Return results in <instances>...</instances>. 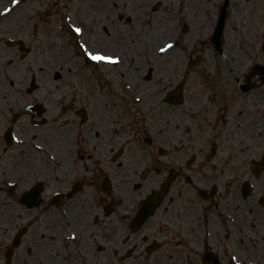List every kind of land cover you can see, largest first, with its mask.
Returning a JSON list of instances; mask_svg holds the SVG:
<instances>
[{
  "label": "flooded vegetation",
  "instance_id": "obj_1",
  "mask_svg": "<svg viewBox=\"0 0 264 264\" xmlns=\"http://www.w3.org/2000/svg\"><path fill=\"white\" fill-rule=\"evenodd\" d=\"M226 2L225 26L236 0L215 6L218 23ZM256 3L264 10V0ZM10 30L0 24V188H9L0 202V264H264V78L253 71L264 62L240 70L222 57L227 71L197 75L202 86L194 90L183 82L184 102L167 104L165 128L158 104L150 108L157 135L147 143L156 146L145 153L119 144L122 100L107 93L114 119L103 112L89 153L61 142L65 151L37 160L30 184L22 172L34 160L19 163L8 151L27 144L25 119L40 124L28 107L42 93L28 86L14 93V50L29 48ZM96 116L91 110L89 121ZM106 128L118 134L113 145L103 142ZM13 182L26 185L15 194ZM163 186L165 198L143 222V201ZM32 188L37 196L23 199Z\"/></svg>",
  "mask_w": 264,
  "mask_h": 264
},
{
  "label": "rangeland",
  "instance_id": "obj_2",
  "mask_svg": "<svg viewBox=\"0 0 264 264\" xmlns=\"http://www.w3.org/2000/svg\"><path fill=\"white\" fill-rule=\"evenodd\" d=\"M7 1L9 0H0V24H9L11 26V35H14V37L22 40L25 47L29 48V52L27 54L20 53L17 49L14 50L13 77H15V85L12 87L14 89V93L16 90L20 91L21 88L29 86L33 81L37 83L38 88L41 90V101L44 104H47V102L43 100L44 89H46L47 92L45 97H50L51 101L55 97L56 93L61 91V89H65L63 92H70L74 88H81L83 93V97H80L81 99H79V102L72 101V96H69L65 103L59 107L53 106V101L50 102L51 109L49 111V116L51 118L56 117V119L52 120L51 123H46L47 125L40 124L37 129H34L35 125L31 122V120L25 119L23 125L26 127L28 125L30 138L26 140L27 144L23 146L17 144L15 149L8 151V155H12L13 158L15 157L19 163L22 160H19V157H23L24 161L26 162V158L31 157L29 154V148L31 145H34V142L32 141L33 136L36 137V140L43 141L41 144L48 146L53 152L58 151L59 149L65 151L66 146L63 143H56L55 141L49 140L54 138V135L58 134V132H61L63 127L66 125L69 126L68 133L71 135V141L75 142L74 145L72 143L71 147H66V151L77 150L80 152L89 153L88 139L83 137L77 138L74 132L76 131L77 134H80V131H84L86 134L91 133L94 125H97L99 122H103V112H106L105 114L107 121L111 122L112 119H114L113 116L110 118V115H112L114 111L109 107L108 103L105 102L108 91L106 90L104 75L101 73L100 67H97V65L94 63H89V61L86 62L85 53L76 45L75 35H73L72 31L68 27L64 28L63 36L58 39L60 40L61 47L65 53H70V62L75 63L76 67L80 68L85 73V78H83L80 86L77 85L75 76L71 74L69 70L53 69V67L47 64L44 59L40 60V55L38 58L34 53L38 47V34L35 30V25L38 22V18L35 17L33 19L32 25H30L31 23L29 20L25 19L24 24L26 25V28L21 23V21L14 22L11 19H9V21L5 20L4 16L1 15L3 12H5V9H10L8 12L10 14V12L13 11V8L18 6V4L13 3V0H10L12 5L8 6V8L7 5H4ZM31 1L32 0L24 1L22 6L19 5L23 12L28 13ZM54 1L63 3V0H45L44 4L46 3V5H43L48 8L54 7ZM139 5L141 9L140 14L143 18L152 17L163 21L165 20V17L169 16V13L172 14L174 12V17H172V19L175 21L176 32L179 33L180 40H184V38L187 39L189 36H192L194 31L195 33H202L206 37L201 41L190 40V43L185 50H177L176 55L179 59L176 63L174 80L172 81L171 85H169L171 87H174L180 82L187 83V81H189L187 86L191 88V90H194L196 89L194 87L202 86L198 84L199 80H193L197 77V75L199 76L203 72L220 73L227 71L226 64L222 58L223 55L226 56L228 58V62H231V64L235 65V67L236 65L241 67L240 70L246 69L247 66L251 65V62H264V52L262 51L261 46V41L263 38L262 36L264 34V10L262 9L260 3H256V0H253V3H251V0H236L234 8L230 7L229 16L222 38L223 54H219L214 49V44L211 39L213 29L215 27L214 25H216L217 17L215 6L217 5V0L216 2L210 1L209 8L202 9L201 25L196 23L194 24L191 21H189L191 25H189V22L187 23V20H189L190 15L193 12V0H139ZM155 6H157V9H154ZM40 13V16L43 19L49 16V14L46 15L45 12ZM118 18L119 17L117 16L116 20L120 19ZM148 23L149 22L145 21L141 24V26L145 27ZM117 25L124 26V23L119 22ZM68 37L70 39H68ZM189 56H201L202 61L200 65L188 69L187 62ZM58 74L59 77L57 76ZM21 76L25 77L23 83H21V80L23 79ZM93 78H95V80H93ZM90 81H94L92 82L93 84H98L94 85V90H97L98 88V93H94V90L89 91V89L92 90L93 88L89 86L91 83ZM35 94L34 96H31L32 100L36 99ZM121 96L123 95L121 94L120 97ZM127 96L128 95H126V97ZM65 105L67 106L66 112L64 110V112L60 113L59 109ZM80 107H85L88 113L91 112V110L96 112L97 116L95 120L89 121L88 118L87 121L82 122L81 117L76 115V109ZM167 107L168 105L165 104L162 99H160L158 101L157 111L154 113H159V115L163 117L161 124L163 123L162 125L164 128L166 123L165 116H167ZM190 108L193 109L191 106ZM123 109H125V114H123ZM182 109H185V106L173 108L172 115L176 116V114L181 113ZM120 110L121 120L124 118L125 119L123 122H121L120 128L122 132V138H120L119 144L124 145L126 151L133 152L135 154L138 153V151L145 153L153 149L156 144L154 143L153 145H149L147 141L152 138V135H157L152 134L150 130V124L152 122L156 123V117L151 113H148V115H146L147 113H144L143 115L140 108L131 105L126 100V98L122 99ZM56 113L58 114L56 115ZM117 113L115 114V118ZM63 117L68 119V123H64L62 119ZM178 117L179 115L177 118ZM32 130L33 132L30 134ZM103 132L97 140L104 137ZM105 132L107 134L106 139L103 142L106 141L113 145L116 138L115 136L118 134L113 133L112 130H109V128H106ZM59 137H61V135L57 136V138ZM22 173V176L26 178V180H30V184L37 180V172L35 170L31 173ZM18 209L21 212V208L18 207ZM6 210L7 209L3 211V214H6Z\"/></svg>",
  "mask_w": 264,
  "mask_h": 264
},
{
  "label": "bare ground",
  "instance_id": "obj_3",
  "mask_svg": "<svg viewBox=\"0 0 264 264\" xmlns=\"http://www.w3.org/2000/svg\"><path fill=\"white\" fill-rule=\"evenodd\" d=\"M210 1L214 0H193V12L187 23L191 21L201 25V11L210 7ZM44 2L45 0H32L28 13L17 6L9 17L12 21H21L23 24L27 19L30 25L33 24L35 17L38 18L35 25L38 34L35 55L38 58L40 55V60L44 59L53 69L69 70L80 86L85 73L77 68L75 63L70 62V53H65L58 39L63 36L64 28L68 27L75 35L76 45L84 53L100 50L107 55L119 57L117 65L98 62L100 70L104 73L108 85H112L113 88H123L128 95L126 100L131 105L138 106L141 113H147L146 115L150 108L158 103L162 91L174 77L179 59L176 55L177 50H185L190 40L201 41L206 38L204 34L194 31L192 36L180 40L175 21L172 19L174 12L169 13L163 21L152 17L143 18L140 14L139 0H63V3L54 1V7L49 9L43 8ZM39 11L48 12L49 16L42 19L39 17ZM117 16L119 20H116ZM145 21L149 23L142 27L141 24ZM119 22H123L124 26L117 25ZM75 28H82L83 34L76 33ZM168 44H172L173 47L166 51L160 50L166 48ZM82 46H85L87 51ZM1 82L0 80V84ZM90 86L93 87L94 84L91 82ZM64 90L58 91L53 99L62 101L66 96ZM73 90L79 98L83 97L81 88ZM44 92L47 94L46 89ZM113 96L120 98V94L114 91ZM62 119L64 123H68L67 118ZM68 131L69 126L66 125L49 141L56 143L70 141L71 135ZM32 132L33 130L30 134ZM59 135L61 137L57 138ZM81 136L84 138L89 134L83 132ZM32 141L34 145L30 146L29 154L34 161H31L27 169L28 173L37 167V160L43 157L41 152L45 153L44 156H50L48 146H43L37 140ZM23 182L19 185L13 182L16 187L13 188L15 194L26 185ZM5 190L8 193L9 188L6 187ZM6 193L0 188V202Z\"/></svg>",
  "mask_w": 264,
  "mask_h": 264
},
{
  "label": "snow or ice",
  "instance_id": "obj_4",
  "mask_svg": "<svg viewBox=\"0 0 264 264\" xmlns=\"http://www.w3.org/2000/svg\"><path fill=\"white\" fill-rule=\"evenodd\" d=\"M20 0H13V3L18 4ZM10 9H5V14L9 12ZM76 33L78 34H83V29L82 28H75L74 29ZM85 47V46H82ZM173 47L172 44H168L166 48H161V51H166L167 49H171ZM85 50L87 51L86 47ZM87 55L94 61L97 62H106V63H112V64H118L119 63V57L118 56H112V55H107L103 51L97 50L96 52H87Z\"/></svg>",
  "mask_w": 264,
  "mask_h": 264
},
{
  "label": "water",
  "instance_id": "obj_5",
  "mask_svg": "<svg viewBox=\"0 0 264 264\" xmlns=\"http://www.w3.org/2000/svg\"><path fill=\"white\" fill-rule=\"evenodd\" d=\"M221 30H222V26H219L216 37H215L218 43H219V36H220Z\"/></svg>",
  "mask_w": 264,
  "mask_h": 264
}]
</instances>
